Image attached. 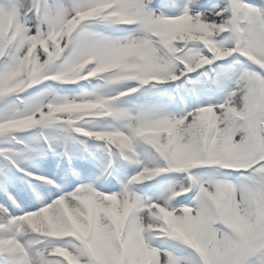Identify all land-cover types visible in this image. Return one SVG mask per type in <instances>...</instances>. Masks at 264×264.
Here are the masks:
<instances>
[{
    "label": "snow or ice",
    "instance_id": "obj_1",
    "mask_svg": "<svg viewBox=\"0 0 264 264\" xmlns=\"http://www.w3.org/2000/svg\"><path fill=\"white\" fill-rule=\"evenodd\" d=\"M0 264H264V0H0Z\"/></svg>",
    "mask_w": 264,
    "mask_h": 264
}]
</instances>
